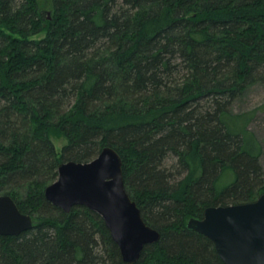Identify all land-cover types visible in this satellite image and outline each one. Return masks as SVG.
I'll return each instance as SVG.
<instances>
[{
  "label": "trees",
  "instance_id": "1",
  "mask_svg": "<svg viewBox=\"0 0 264 264\" xmlns=\"http://www.w3.org/2000/svg\"><path fill=\"white\" fill-rule=\"evenodd\" d=\"M50 10L0 0V195L34 220L0 235V264H123L97 212L44 196L61 162L104 146L160 233L132 264H225L186 221L264 193L251 115L232 110L264 84V0H50ZM52 134L67 140L60 152Z\"/></svg>",
  "mask_w": 264,
  "mask_h": 264
},
{
  "label": "water",
  "instance_id": "2",
  "mask_svg": "<svg viewBox=\"0 0 264 264\" xmlns=\"http://www.w3.org/2000/svg\"><path fill=\"white\" fill-rule=\"evenodd\" d=\"M45 198L65 212L85 206L97 212L119 248L123 264H132L160 233L142 217L124 183L123 161L111 146L91 160L64 161L58 177L44 189ZM34 225L9 195H0V235H18ZM186 227L208 237L225 264H264V193L256 200L208 206Z\"/></svg>",
  "mask_w": 264,
  "mask_h": 264
},
{
  "label": "rangeland",
  "instance_id": "3",
  "mask_svg": "<svg viewBox=\"0 0 264 264\" xmlns=\"http://www.w3.org/2000/svg\"><path fill=\"white\" fill-rule=\"evenodd\" d=\"M40 7L50 16V0H39ZM39 34L38 36H42ZM235 112L250 113L251 120L249 129L253 131L261 145L260 164L264 173V84L256 83L246 89V91L232 105ZM51 140L58 152L67 143L63 135L52 134Z\"/></svg>",
  "mask_w": 264,
  "mask_h": 264
}]
</instances>
